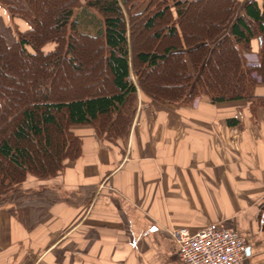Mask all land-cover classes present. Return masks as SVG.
Listing matches in <instances>:
<instances>
[{
  "label": "crops",
  "instance_id": "crops-1",
  "mask_svg": "<svg viewBox=\"0 0 264 264\" xmlns=\"http://www.w3.org/2000/svg\"><path fill=\"white\" fill-rule=\"evenodd\" d=\"M251 2L264 12V0H236L225 35ZM0 17L30 29L1 3ZM257 31L243 50L251 66L260 63ZM255 94L264 96V82ZM73 131L81 157L54 178L22 184L75 194L73 204L56 203L31 230L0 209V264H183L172 231L211 224L246 237L245 264H264L263 108L254 114L246 101L208 96L164 105L141 95L126 141L100 140L91 126Z\"/></svg>",
  "mask_w": 264,
  "mask_h": 264
},
{
  "label": "trees",
  "instance_id": "trees-1",
  "mask_svg": "<svg viewBox=\"0 0 264 264\" xmlns=\"http://www.w3.org/2000/svg\"><path fill=\"white\" fill-rule=\"evenodd\" d=\"M0 3L12 19H22L30 26L21 32L0 17V206L9 205L6 212L30 230L56 203L73 204L75 194L64 197L57 188L46 186L25 190L22 184L29 176L54 178L67 162L81 157L83 142L74 133L75 127H93L100 140L126 141L139 93L164 105H191L196 98L208 96L215 104L246 101L254 114L264 109V96L255 94L264 82V12L256 2L246 6V17L238 19L223 37L236 0H173L172 4L151 0L141 12H133L139 7L137 0ZM211 5L223 6L219 16L201 31L192 30L188 13ZM90 10L103 19L96 34L81 30V17ZM140 31L153 32L141 47L136 45ZM256 31L261 37L260 63L251 66L243 50L250 49ZM80 42L97 44L110 76V91L101 82L89 83L82 96L59 100L55 93L61 79L54 76L64 67L78 71ZM48 43L57 46L46 53L42 49ZM12 53L31 68L42 69L28 84L26 102L12 88V83H22L17 73L12 75ZM163 65H169L176 76V83L169 87L151 80Z\"/></svg>",
  "mask_w": 264,
  "mask_h": 264
},
{
  "label": "rangeland",
  "instance_id": "rangeland-1",
  "mask_svg": "<svg viewBox=\"0 0 264 264\" xmlns=\"http://www.w3.org/2000/svg\"><path fill=\"white\" fill-rule=\"evenodd\" d=\"M164 1L169 2V4L173 3V0ZM149 2H151V0H137V4L139 5V7L135 8L133 12L143 11L147 7ZM222 8L223 6L221 5H211L203 9L199 8L193 10L192 12L188 13V18L190 20L189 27L192 28V30L195 29L198 31H201L202 27H208V24L213 23L212 19H215V17L217 18V15L221 12ZM81 10L82 9H80L77 14H80L82 12ZM88 12L89 13L86 14V17H81V30L82 32H86L88 34H96L100 24L103 21L102 16L93 10H90ZM24 22L27 28H30L29 24L26 21ZM17 28L20 29V27ZM152 35L153 32L145 33L144 31H140V33L136 36V45L141 47V45L147 42L146 39L151 38ZM224 35L225 31L220 37H223ZM56 46L57 45L55 43H48L43 47L42 50L47 53L55 50ZM162 48L163 44L159 47V50H161ZM28 50L30 52H34L30 47L28 48ZM102 58V53H100L97 44L80 42L78 47L77 59L81 67L79 66L77 72H73L67 67H64V69L61 70L62 72H59L60 74L54 76L55 79H61L60 84L58 85L60 88H58V90L56 91L55 98L59 100H67L82 96L85 92L84 88L87 87L89 83L96 82H101L103 89H105L104 87H106L107 91H110V76L107 72L105 63ZM9 60L12 63V73L14 71V74L12 75L17 76V73L18 79L22 81V83L17 82V85L12 83V88L16 87L22 95V101H25L30 97L28 88L29 82H32V80L36 79L38 75L42 73V69L40 68V66L31 68L19 57L17 53H12ZM132 78L135 81L134 77ZM151 80H153L160 86L169 87L170 85L176 83V76L174 75V72H172V68L169 65H163L158 71L153 74ZM141 95L143 94L139 93L138 99ZM11 194L12 193H9L8 196H11ZM7 208H9V205L7 204L0 206L1 211H6Z\"/></svg>",
  "mask_w": 264,
  "mask_h": 264
},
{
  "label": "built area",
  "instance_id": "built-area-1",
  "mask_svg": "<svg viewBox=\"0 0 264 264\" xmlns=\"http://www.w3.org/2000/svg\"><path fill=\"white\" fill-rule=\"evenodd\" d=\"M183 264H245L247 239L220 224H211L194 234L172 231Z\"/></svg>",
  "mask_w": 264,
  "mask_h": 264
}]
</instances>
